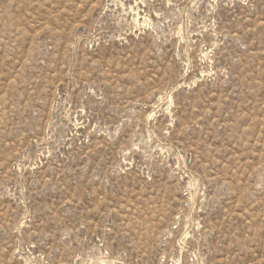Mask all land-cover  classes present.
<instances>
[{"label": "rangeland", "instance_id": "1", "mask_svg": "<svg viewBox=\"0 0 264 264\" xmlns=\"http://www.w3.org/2000/svg\"><path fill=\"white\" fill-rule=\"evenodd\" d=\"M0 264H264V0H0Z\"/></svg>", "mask_w": 264, "mask_h": 264}]
</instances>
